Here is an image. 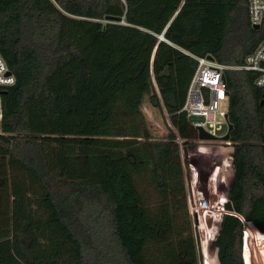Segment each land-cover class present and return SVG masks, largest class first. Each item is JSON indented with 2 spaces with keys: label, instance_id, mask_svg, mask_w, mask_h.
<instances>
[{
  "label": "trees",
  "instance_id": "1",
  "mask_svg": "<svg viewBox=\"0 0 264 264\" xmlns=\"http://www.w3.org/2000/svg\"><path fill=\"white\" fill-rule=\"evenodd\" d=\"M263 40L249 0H0V54L15 77L0 86L9 190L8 212L0 201V220L8 219L0 264H203L177 142L198 139L181 112L195 57L241 66ZM146 76L158 89L152 105L176 133L103 134L112 98L130 85L144 88ZM257 77L225 72L234 181L223 219L221 205L214 212L217 264H247V228L264 235ZM123 108L137 131L150 129L137 99Z\"/></svg>",
  "mask_w": 264,
  "mask_h": 264
},
{
  "label": "built area",
  "instance_id": "2",
  "mask_svg": "<svg viewBox=\"0 0 264 264\" xmlns=\"http://www.w3.org/2000/svg\"><path fill=\"white\" fill-rule=\"evenodd\" d=\"M249 12H250V22L252 27L259 25L261 27L264 22V0H249ZM198 62L197 69L191 80L185 104L181 112H185L190 123L196 128H202L207 133L221 138L225 136L229 131V121L226 117L228 115V110L223 112L221 110V102L228 100L229 104V92L227 89V81L225 78V72L227 70H241L248 72H255L258 74L256 78L255 85L264 90V40L256 47V49L246 57L245 63L241 66H228L220 64L215 60H210L208 56L206 57H195ZM154 77V76H153ZM15 84V77L10 72L7 64L0 54V86L8 87ZM146 117V122L148 128H151L155 124V118L151 117L146 110H143ZM221 117L227 125V131L224 135L218 136L217 133L221 131L222 120ZM169 119V118H168ZM3 121V104H2V93L0 91V133L1 124ZM159 123V122H158ZM264 126V125H263ZM173 127V126H172ZM174 133H176L173 127ZM170 134V132H169ZM168 134V136H169ZM167 136V137H168ZM165 137V138H167ZM139 139H143V136H138ZM203 147L198 149L190 159L188 152V145L183 146V141L178 137L177 142L181 149V158L183 162L186 184L187 183V170L189 171V176L191 177V186L193 190V198L196 204L204 206L210 209L211 205V188L210 181L216 178L217 186L213 187L218 194V207L221 205L223 212L225 213V203L229 200L230 188L234 181V147L231 141H201L197 139ZM209 143V144H208ZM214 143V144H211ZM219 143V144H217ZM225 145L229 149H232L230 153L212 152L209 151L212 146L215 148L220 147L221 144ZM191 144V143H190ZM211 144V145H210ZM217 144V145H216ZM211 160L215 159L214 162L208 161L207 166L202 165L206 169L204 175L208 177L207 185L204 186L203 180L201 179V171L198 169V164L200 165L201 160ZM196 161V162H195ZM231 161L230 172L232 176L231 183L228 182V163ZM191 162V163H190ZM230 164V163H229ZM210 165L215 166V170L212 175L207 172V167ZM225 170V174L219 179L217 178L220 169ZM198 170V171H197ZM198 172V179L193 181L192 173ZM230 183V186H228ZM188 201L190 203L191 198L189 196L188 185H187ZM205 205H204V204Z\"/></svg>",
  "mask_w": 264,
  "mask_h": 264
},
{
  "label": "rangeland",
  "instance_id": "3",
  "mask_svg": "<svg viewBox=\"0 0 264 264\" xmlns=\"http://www.w3.org/2000/svg\"><path fill=\"white\" fill-rule=\"evenodd\" d=\"M158 94V89L156 86V82L154 80V77L150 76L149 78L146 77L144 88H139L137 84L127 86L126 88L121 89L117 92V94L112 98L111 103V110H112V118L111 121L103 128L102 133L103 134H110L111 128L115 127L116 132H112L111 136L115 137H126L129 138H138V136H143V139H164L168 136L169 132L173 130L172 123L170 119H168V115L165 113L163 108H156L152 105V98H154ZM137 99L140 104V108L142 110H146V112L153 118H158V127L157 130L154 128H150L149 130L145 131V133H140L137 131V126L135 124V120L128 112L124 111L123 103L128 99ZM221 110L223 112L228 110V100L221 102ZM143 115V114H142ZM144 117V116H143ZM220 120H222L221 126L222 129L217 133L218 136H222L227 131V125L226 122L219 117ZM209 144V143H208ZM214 144V143H211ZM210 144V145H211ZM219 144V143H217ZM216 144V145H217ZM203 147L201 142L198 140L191 142V144L188 145V152L190 159H193L194 153ZM211 149L209 151L212 152H221V153H230L233 151L232 149H229L223 143L220 147L215 148V146L211 145ZM208 161L214 162L215 159L211 160H201L200 165L198 164V169L202 172L201 173V179L203 180L204 186L207 185L208 177L204 175V172H206V169L202 167V165H206ZM196 162V161H195ZM191 163V162H190ZM230 163V161H229ZM228 163V182L231 180V172H230V165ZM207 166V165H206ZM198 171V170H197ZM207 172L209 174V167H207ZM189 171L187 170V185H188V191L189 196L191 198V201L189 203L190 212L193 216V218L196 220V229H197V237H198V244L199 248L203 257V264H217L216 261V254L215 251L217 249L214 246V242L217 239L216 236H214L215 233V227L216 222L218 219L217 214L214 212L218 208V194L214 190V186H217L216 178H213L210 181V188H211V205L210 209L205 208L204 206H200L195 203L193 198V190L191 186V177L188 175ZM193 181H196V178L198 179L199 175L198 172L192 173ZM0 201H4V212H8V205H9V190L7 189L8 186V172L6 167V162L2 159H0ZM204 204V203H203ZM205 205V204H204ZM207 212H212L214 214V220L212 227H209L207 225L206 221V214ZM218 213L220 211H217ZM223 215L225 214L223 211L220 212ZM1 225H8V219L7 214L2 217L0 220V227ZM253 227V226H252ZM248 227L247 228V243L250 244V246H247L246 250V262L247 264H251V258L253 259L254 264H264V235L260 234L255 227ZM215 249V251L213 250Z\"/></svg>",
  "mask_w": 264,
  "mask_h": 264
},
{
  "label": "water",
  "instance_id": "4",
  "mask_svg": "<svg viewBox=\"0 0 264 264\" xmlns=\"http://www.w3.org/2000/svg\"><path fill=\"white\" fill-rule=\"evenodd\" d=\"M107 19L111 22H119L121 21L120 18H115V17H107ZM254 29L258 30L260 28L259 25H256L253 27ZM210 60H214V58L212 56L208 57ZM147 77V76H146ZM261 105H264V99L261 101ZM228 118V115L226 116ZM233 130V125H231L229 123V131L228 133L221 137V138H217L209 133H207L205 130H203L202 128H197V132H198V139L201 141H230L231 139V131ZM215 170V166L214 165H210L209 166V175H212L213 172ZM225 174V170L223 168L220 169V172L217 175V178L219 179L221 176H223ZM218 191H219V187H218ZM223 219V217H222ZM213 220H214V214L212 212H207L206 214V221H207V225L209 227H212L213 225ZM222 222V220H221ZM219 234V233H218ZM247 246H250L249 243L246 242ZM245 245V246H246ZM251 264H254L253 259L251 258Z\"/></svg>",
  "mask_w": 264,
  "mask_h": 264
},
{
  "label": "crops",
  "instance_id": "5",
  "mask_svg": "<svg viewBox=\"0 0 264 264\" xmlns=\"http://www.w3.org/2000/svg\"><path fill=\"white\" fill-rule=\"evenodd\" d=\"M209 57V56H208ZM215 60V59H214Z\"/></svg>",
  "mask_w": 264,
  "mask_h": 264
}]
</instances>
